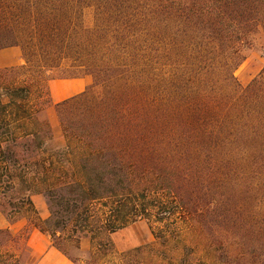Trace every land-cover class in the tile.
Instances as JSON below:
<instances>
[{"label":"trees","instance_id":"obj_1","mask_svg":"<svg viewBox=\"0 0 264 264\" xmlns=\"http://www.w3.org/2000/svg\"><path fill=\"white\" fill-rule=\"evenodd\" d=\"M15 46L25 62L0 67V208L33 215L0 229V264L32 263L33 228L76 264H264V67L246 86L235 75L264 55V0H0V48ZM87 76L52 102L51 80ZM139 221L157 246L119 252L112 235Z\"/></svg>","mask_w":264,"mask_h":264},{"label":"crops","instance_id":"obj_2","mask_svg":"<svg viewBox=\"0 0 264 264\" xmlns=\"http://www.w3.org/2000/svg\"><path fill=\"white\" fill-rule=\"evenodd\" d=\"M10 53L14 55L13 58H7ZM20 54V47L2 48L0 49V63L5 66L18 65ZM88 83L89 79L87 77L53 79L49 82L51 99L53 103L65 100L84 91ZM39 197L40 195L33 196L34 204L44 218L48 217L50 213L47 207L36 204L35 200ZM28 225L29 222L26 217L23 216L19 220L12 222L0 211V229L21 232ZM28 246L32 260L30 264H76L52 243L50 235L38 228H33L30 232Z\"/></svg>","mask_w":264,"mask_h":264},{"label":"rangeland","instance_id":"obj_3","mask_svg":"<svg viewBox=\"0 0 264 264\" xmlns=\"http://www.w3.org/2000/svg\"><path fill=\"white\" fill-rule=\"evenodd\" d=\"M2 49V48H0ZM21 54H20V59H19V64L21 65L24 61L23 59V54H22V50L20 48ZM13 54H8L7 58H13ZM18 65H13V66H18ZM0 67L1 68H5V67H10V65H2L0 63ZM264 67V55L258 51V50H252L250 51L248 58L236 69L235 71V75L238 77V79L240 80V82L246 86L247 84H249V82L255 77L257 76L260 71L263 69ZM87 78L89 79V84H91L93 82V78L91 76H87ZM59 79V78H57ZM53 102V101H52ZM46 116L48 118V120L50 121V123L53 125L54 127V131L57 137H60V127H59V123H58V119L56 116V112H55V108L53 106V104L51 106H49L47 108L46 111ZM36 204L38 206H45L48 209V204H47V200L43 195H40L39 198H36ZM1 211V208H0ZM49 211V209H48ZM2 212V211H1ZM4 214V213H3ZM31 217V215H33V213L28 212L26 216L28 219V222L30 224L29 221V216ZM5 216V215H4ZM21 217L20 216L16 219L19 220ZM14 232V231H13ZM52 243L56 246L57 243H60L59 240H55L54 237L50 236ZM112 240L116 246V249L119 252H123L126 250H129L131 248L140 246V245H145V244H156L155 243V238L152 234V231L148 225V223L146 221H139L136 223H133L131 225H129L128 227L117 231L116 233H114L112 235ZM90 246L89 240L85 239L83 241L82 247L84 250H88ZM157 246V244L155 245ZM70 252H72L73 255L78 254V250L75 249L74 247H72L70 249ZM171 255V253H170ZM27 259V257H26ZM184 262H188V264H204L206 263V261H208V259L206 258L205 255H203L202 253H197L192 255V253H188V255L185 257ZM118 259L116 257L111 258V260L107 261L106 264H118Z\"/></svg>","mask_w":264,"mask_h":264}]
</instances>
